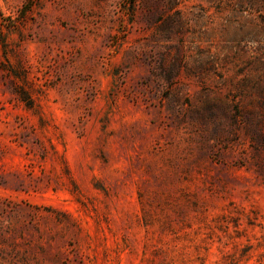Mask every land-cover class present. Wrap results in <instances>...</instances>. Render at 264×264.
I'll use <instances>...</instances> for the list:
<instances>
[{"label": "rangeland", "instance_id": "obj_1", "mask_svg": "<svg viewBox=\"0 0 264 264\" xmlns=\"http://www.w3.org/2000/svg\"><path fill=\"white\" fill-rule=\"evenodd\" d=\"M0 264H264V0H0Z\"/></svg>", "mask_w": 264, "mask_h": 264}]
</instances>
